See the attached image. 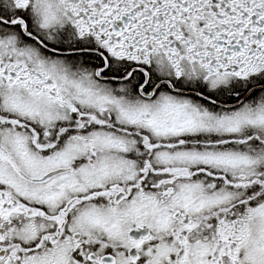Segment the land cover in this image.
<instances>
[{"label":"snow or ice","instance_id":"snow-or-ice-1","mask_svg":"<svg viewBox=\"0 0 264 264\" xmlns=\"http://www.w3.org/2000/svg\"><path fill=\"white\" fill-rule=\"evenodd\" d=\"M0 264H264V0H0Z\"/></svg>","mask_w":264,"mask_h":264}]
</instances>
